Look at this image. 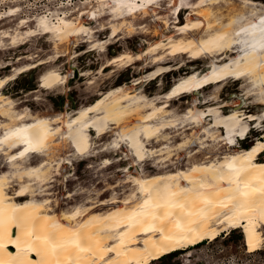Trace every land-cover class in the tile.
Returning a JSON list of instances; mask_svg holds the SVG:
<instances>
[{"label":"bare ground","instance_id":"6f19581e","mask_svg":"<svg viewBox=\"0 0 264 264\" xmlns=\"http://www.w3.org/2000/svg\"><path fill=\"white\" fill-rule=\"evenodd\" d=\"M97 2V9L102 8L103 14L110 17V38L118 35L121 30L129 35L136 33L139 28L147 32L149 24L137 26L139 20L153 23L160 20L165 28L172 27L173 33L165 34L163 28L159 29L156 25L152 32L160 37L146 49L135 54L122 52L111 57L105 64L106 67L126 68L140 59L146 60L150 53L154 54L153 67L144 70L142 78L131 83V89L126 85L112 87L74 113L49 117L34 114L27 108L17 111L13 99L2 92L6 83L14 79L17 72L47 60L25 64L14 73L0 78V141H4L0 143V170L6 167L0 171V178L5 181L0 191V261L4 264H55L59 259L62 264H67L68 252L90 260L87 253L75 250L73 241L77 236H92L106 247L115 245L120 255H108L119 260L120 264H150L180 249L189 250L205 239L213 241L240 227H244L246 249L250 252L257 251L264 241V216L258 211H238L233 208L232 202L225 199V194L219 192L218 196L213 197V209L206 213L201 212L205 205L195 198L193 192L185 197L182 190L196 189L209 193L213 189L219 191L228 188L229 181L237 179L241 185L249 183L256 189L264 188V168L261 167L264 159L260 158L264 152V128L260 130L261 137L248 147H235L237 140L245 139L252 128L262 126L264 69H253L248 75H234L233 72L245 71L248 67L246 61L241 59L244 53L240 49L244 46L233 44L231 48L215 50L211 44L224 31L229 33L230 39H241L233 35V29L238 31L240 26L246 27L249 22L256 23L258 17L228 28V19L235 18L234 13H244L242 10L233 9L216 15L214 13H220V9L212 7V0H203L207 7H197L202 0H154L151 4L147 0H132L133 4L145 5L136 7L133 11L127 8L114 11V0ZM161 2H164V7ZM16 10V7L10 8L9 13L12 15ZM161 10H165L167 14L160 15ZM182 10H185V18L181 22L176 14L179 15ZM96 11H79L75 17L64 13L56 15V20L52 18L53 13L39 15L32 20L35 27L23 31V35L22 31L13 35V32L8 34L5 31L2 37H10L11 44L16 45L25 36L49 34L58 50L60 46L83 36L87 37L90 47L96 48L99 45L100 50H104L109 40L94 42V28L87 26L83 20L85 14L90 19H97ZM41 18L47 23L48 31L40 26ZM28 21L21 19L17 28L25 26ZM209 24L212 25L211 28ZM98 27L104 28L101 24ZM177 56H186V62L203 58L208 59V62L204 69L189 68L191 71L174 80L162 95L147 97L143 92L144 88L137 85L143 81L150 82L173 69H180L186 62H176L175 66L170 64ZM67 79V74H62L53 67L46 69L39 78L40 86L47 90L65 84ZM227 79L239 81L240 87L245 89V97L252 99L254 106H257V112L232 108L230 112L223 114L221 108L227 106V101L211 104L216 98L215 94L203 96L200 100L195 97L180 115L173 110V100L181 95L196 94L198 90L212 85L218 89ZM232 103L231 106H237L238 100ZM112 128H120V138L104 150L109 147L116 149L125 132V136H129L126 146L130 148L131 165L136 166L147 158L156 156L153 159L155 171L150 174L139 171L127 174L126 182L132 186V190L122 199L113 196L108 201L102 200V205L114 204L104 210L91 205L56 211L50 207L48 198H38L40 194H44V185L60 175V167L65 163L72 165V158L65 157L63 162L55 163L56 168L51 170V153L68 147L73 151L69 155H94L96 140ZM17 129L23 130L19 138L12 135ZM188 130L192 131V137L186 138L184 135L180 142L169 145L168 140L172 134L183 135ZM44 134L47 135L41 151H33L28 143L22 142L34 140L36 136ZM200 134L202 136L198 137ZM153 139L159 141L158 147L154 149L148 147ZM207 141H212L213 147L226 145L229 152H223L220 157L212 155L194 159L197 153L209 146ZM195 144L196 149L188 151L187 157L190 161L187 166H173L171 169V165L177 163L174 159H180V151ZM26 148L29 151L25 152ZM21 152H24L23 156L20 155ZM33 155L42 156V159L34 164L31 158ZM12 157L16 159L13 160ZM120 159L121 157L115 158L116 161ZM104 163L108 165L112 160L104 157ZM229 165L232 167L229 168ZM13 181H17L18 186L11 193L9 189ZM201 182L204 183V188L200 187ZM232 186L235 187V184ZM169 192L180 194L181 203L187 200V210L192 212L191 216L187 215V210L173 209L172 215L161 221L143 213L141 206L145 200L164 197ZM253 199V209L264 207V196L259 192L253 194ZM221 200L226 206L220 205ZM177 224L182 227H177ZM162 226L164 230L160 231ZM53 244L62 246L63 250L58 248L54 252ZM87 246L84 245L85 248Z\"/></svg>","mask_w":264,"mask_h":264},{"label":"rangeland","instance_id":"374dc122","mask_svg":"<svg viewBox=\"0 0 264 264\" xmlns=\"http://www.w3.org/2000/svg\"><path fill=\"white\" fill-rule=\"evenodd\" d=\"M161 4L162 7L165 6L164 2H161ZM97 5V0H0V78L14 73L17 68L25 64L47 60L45 63L17 72L15 78L9 80L4 86L2 92L13 99L17 111L27 108L34 114L49 117L74 113V111L90 103L101 93L112 87L126 85L131 89V83L142 78L141 76L145 73L144 70L153 67L152 57L154 54L150 53L147 55L146 60L140 59L126 68L122 66L106 67L105 64L118 53L130 52L135 54L146 49L150 43L160 37L152 32L156 25L159 29L163 28L165 34H172L173 28H165L160 20L154 23L139 20L137 26L142 27L144 24H149L147 25V32L139 28L136 29V33L129 35L128 32L121 30L118 35L110 38L111 31L108 27L111 23L110 17L103 14L102 8H99V6V9H97ZM15 7L18 10L11 15L9 9ZM93 9L97 10V19H90V16L85 14L83 20L87 26L94 28V42L109 40V43L105 44L104 50H100L99 45L96 48L90 47V43L86 41L87 37L83 36L71 40L67 45L60 46L58 50L54 47L49 34L25 36L16 45L11 44L10 37H2L5 31L8 34L13 32L12 35L22 31L21 35H23L26 30L35 27L32 20L39 15H52L53 13L52 18L56 20V15L65 13L69 14L70 17H75L81 11ZM165 14L167 12L161 10L160 15ZM176 16L180 19L179 21H184L185 10H182ZM24 18L29 21L26 22L25 26L17 28L19 21ZM99 23L104 26L103 29H99ZM176 58L175 61L170 63L172 66H175L176 62H186L188 60L186 56H177ZM207 62L208 59L205 58L186 62L180 69L166 72L150 82L143 81L137 87L144 88L143 92L147 97L162 95L178 77L185 75L193 68L204 69ZM50 67L59 69L62 74H67L68 79L65 84L47 90L40 86L39 78ZM214 91L215 93H213ZM244 91L245 89L240 87L239 81L227 79L218 89H215L212 85L198 90L196 94H185L176 98L172 102V108L176 114L180 115L195 97L200 100L203 96L215 94L216 98L210 102L211 104L226 103L227 101V106L221 108L225 112H222L223 114L230 112L232 108H241L246 112H257V106H254L252 99L245 97ZM237 100L238 105L231 106L233 105L231 102ZM199 106L204 107L201 104ZM207 120L209 119L207 118ZM262 128H264V120L262 126L252 128L245 139L237 140L235 147L241 149L249 146L261 137ZM118 132H120V128H112L97 139V146L93 151L94 155L85 157L69 155L73 151L68 147L51 153V160H49L52 165L51 170L56 168L55 163L58 161L63 162L65 157L72 158V165L65 163L60 167V175H56L54 181L44 185L45 187L42 188L44 194H40L38 198H48L50 207L55 208L56 211L70 210L76 206L84 208L91 205H96L94 208L104 210V208H109L114 204L102 205L100 204L102 200L108 201L113 196L122 199L129 194L132 186L126 182L127 174H135L136 171L150 174L155 171L153 159L157 157H149L140 164L132 166V156L129 154L130 148L126 146L129 136H125V132H123L124 137L122 141L118 142L119 146L116 149L109 147L105 151V147L110 146L120 138ZM184 135L186 138L193 136L191 130L186 131L183 135L172 134V137L168 140L169 145L172 146L180 142ZM197 136L201 137L202 135ZM211 143L213 142L207 141L210 147L207 146L205 150L197 153L194 159H202L212 155V157L214 155L220 157L229 152L226 145L213 147ZM158 145L159 141L153 139L148 147L154 149ZM196 146L195 144L184 147L181 150L182 152L180 151V159H174L177 160V163L172 164L171 169L173 166H187L190 161L187 157L188 151H192L190 149L195 150ZM104 157H109L112 163L106 165ZM117 157H121V159L116 161L115 158ZM31 158L32 163L36 164L42 159V156L33 155ZM260 158L264 159V152L260 155ZM124 168L128 170L125 171ZM5 169L6 167L1 168V170ZM10 185L9 192L13 193L18 183L13 181ZM246 248L244 227H240L230 233L222 234L213 241L205 239L189 250L180 249L150 264H264V241L257 251L250 252Z\"/></svg>","mask_w":264,"mask_h":264},{"label":"snow or ice","instance_id":"6c2138e0","mask_svg":"<svg viewBox=\"0 0 264 264\" xmlns=\"http://www.w3.org/2000/svg\"><path fill=\"white\" fill-rule=\"evenodd\" d=\"M149 4L154 3V0H147ZM117 9L127 8L129 11H133L136 7H144L145 5L140 4L136 5L132 3V0H114ZM197 7H207L206 4L202 3ZM212 7L214 9H220V13H214L216 15H222L224 11H230L233 9L242 10L241 12L234 13L235 18H229L226 27L233 28L234 25H240L242 21H250L251 19H257L256 23L249 22L247 26H240L239 30L236 31L233 29V35L236 37H241L239 40L230 39L229 33L227 31L221 32L218 36L214 38L211 42L215 50L231 48L233 44L243 45L244 47L240 49L243 51L244 55L241 59L246 61L247 68L245 71H235L232 74L234 75H248L252 73L253 69H264V0H212ZM219 22V21H218ZM23 23V21H21ZM44 31H48L47 23L44 22V19L41 18V25ZM210 28L211 24L208 25ZM187 27V26H185ZM251 41V42H250ZM236 63L235 61L233 62ZM23 132L22 129H17L12 133L13 136L19 138L20 134ZM46 135H38L34 140H24L30 145L31 150L41 151L44 142L46 140ZM7 139V137H5ZM4 141H0L3 143ZM29 149H25V152ZM21 156L24 155V152L20 153ZM15 160V157H12ZM232 166L229 165V168ZM264 168V165L261 166ZM195 171V169L193 170ZM224 179L223 176L220 177ZM4 178H0V191H2V186L4 184ZM233 183L235 187H233ZM201 188H204L205 185L203 182L200 184ZM209 188H212L211 185H208ZM184 196L186 197L190 192H193L196 199H199L205 207L201 209V212H209L213 209L214 206V196H218L219 192L225 194V199L232 202L233 208L239 210H255L258 211L261 216H264V207L252 208L251 205L254 204L253 194L259 192L261 196H264V188L256 189L252 187L249 183H244L241 185L239 179L236 181H229L228 188L219 189V191L213 189L209 193H204L196 189H185L182 190ZM222 207L226 206L223 200L220 201ZM141 209L144 214L152 215L156 220H165L172 215L173 209H180L181 211L189 209L187 200L183 203L180 202V194L175 192H169L164 197H157L152 200H145L144 204L141 206ZM160 213L157 215L156 213ZM187 215L191 216L192 212L187 210ZM2 224V220H0ZM177 227H182V225L177 224ZM83 227V226H82ZM164 227L162 226L160 231H163ZM54 239V238H53ZM75 250H78L79 253H87L91 259H87L80 255H74L73 252H68L66 257L67 264H120L119 260H114L108 254H115L117 257L120 255L118 248L113 245L112 247H106L102 244L100 240H95L92 236L86 238H77L73 241ZM87 244V248L84 245ZM63 250L62 246L53 244V251L57 249ZM0 264H4L3 261H0ZM20 264V262H17ZM40 264V262H37ZM55 264H62V262L57 259Z\"/></svg>","mask_w":264,"mask_h":264},{"label":"trees","instance_id":"16d2710c","mask_svg":"<svg viewBox=\"0 0 264 264\" xmlns=\"http://www.w3.org/2000/svg\"><path fill=\"white\" fill-rule=\"evenodd\" d=\"M245 147H248V146H245Z\"/></svg>","mask_w":264,"mask_h":264}]
</instances>
